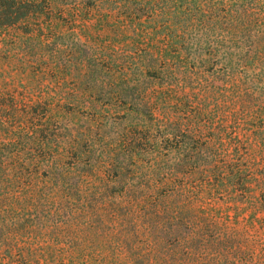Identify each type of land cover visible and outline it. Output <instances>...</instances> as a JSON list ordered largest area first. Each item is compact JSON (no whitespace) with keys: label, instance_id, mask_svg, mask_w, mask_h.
Instances as JSON below:
<instances>
[{"label":"rangeland","instance_id":"374dc122","mask_svg":"<svg viewBox=\"0 0 264 264\" xmlns=\"http://www.w3.org/2000/svg\"><path fill=\"white\" fill-rule=\"evenodd\" d=\"M146 1L67 0L62 11L46 12L52 22L51 30L42 24L48 45L24 40L14 48L12 37L6 46L0 43L12 57L0 54V220L24 221L43 240L71 239L83 255L78 264H155L154 257L174 250L176 241L158 232L155 247L148 200L167 201L179 191L191 214L182 235L204 216L231 239L227 250L238 264H264V143L250 137L254 131L264 135V113H251L244 123L239 104L229 101L226 111L238 114L229 116L222 137L241 140L240 180L233 184L225 151L211 142L208 129L219 130L211 118L198 121L202 134L187 146L199 157L213 153L216 173L186 165L183 134L173 139L168 131L171 122L184 124L189 115L174 97L187 94L193 112L205 101L211 115L214 93H229L233 82L259 90L264 112V75H251L244 66L238 67L243 75H217L224 67L208 60L203 39L193 57L180 51L170 75L147 72L138 55L153 39L145 28L157 23L137 12ZM201 1L220 13L264 10V0ZM140 29L144 42L138 48ZM156 41L161 45L162 38ZM64 46L70 47L65 56H54ZM93 54L98 56L85 57ZM216 232L197 240L196 264H211L203 245Z\"/></svg>","mask_w":264,"mask_h":264},{"label":"trees","instance_id":"16d2710c","mask_svg":"<svg viewBox=\"0 0 264 264\" xmlns=\"http://www.w3.org/2000/svg\"><path fill=\"white\" fill-rule=\"evenodd\" d=\"M66 1L0 0V43L2 42L6 46L8 38L12 37L11 41L14 48L20 46L21 41L24 40H37L42 47L48 45L47 39L42 34L44 30L42 24L45 23L48 25L47 29L51 30L52 22L48 21L46 12L50 7L59 10V12L62 11ZM153 1L162 3L155 5L152 4ZM136 10L138 13L150 15V18L152 17L157 23L155 27L145 28V33H148L153 39L150 46L138 55L139 61L144 64L147 72L153 75H170L172 72L171 65L175 64L176 61L179 62L180 51H187L189 56L193 57L192 48L202 46L201 40L203 39L209 47L205 51L208 60L214 64L218 62L224 67L217 75H243L238 71L241 66L246 67V71L250 72L251 75H264V10L259 12L253 10L238 11L237 13L230 10L220 13L215 10L214 6L209 10L204 9L201 0H149L145 3H138ZM158 26H160V30L157 29ZM143 32L144 30L140 29L137 35L138 39ZM157 37L162 38L161 45H158ZM143 42L142 39L136 41L137 47L141 48ZM68 48L67 46L57 47L54 56H65ZM1 53L4 54L6 60L12 58L10 49L6 48L3 51L0 48ZM13 54L17 57L16 53ZM96 56L98 55L93 54V57L85 55L86 58L94 59ZM66 63H70V61L67 60ZM21 65L23 66V63ZM229 79L233 82L234 77L229 78L228 76L227 80ZM232 85V90L229 93H214L216 97L213 99V104L216 113L211 115L206 114L205 101L199 100L200 103L196 104L201 105V108L193 112L194 103L187 94L174 97L172 100L175 101L176 105L184 109L185 112H189V115L186 116L187 119L184 124L178 121H176L179 123L178 125L171 122L168 131L173 139L183 134L181 137L183 136L185 139L183 140L184 146L188 147L184 156L186 165L192 162L195 168L203 169L206 167L216 173L220 167H217L216 164L210 165L209 161V155L213 153L199 157L197 154H193L187 146L192 137L202 134L198 121L202 117L204 120L209 118V121L211 118L212 125H219L218 131H215L214 127L208 129L211 142L217 141L218 145L225 151V156L230 162L227 165L231 169L230 177H228L229 183L233 184L240 180L238 172L240 169H238L236 162L241 140L238 137L229 136L226 140L222 137L223 133H228L229 116L238 114V110L229 114L230 109L228 107L230 103L239 104L244 114L241 116L244 123L252 116L251 113L261 116L264 112L258 106L259 90H252L247 83L243 89L237 82H233ZM216 116L218 119H215ZM180 124L184 126L181 128ZM209 125L211 126V124ZM250 137L255 143L258 141L264 143V135L260 131H254ZM208 149L205 147L204 151L208 152ZM182 197V193L176 191V197H170L167 201L165 198L148 200L149 218L152 222L150 228L153 230L151 239L155 240L154 235L163 232L176 241L174 250H167L169 252L162 254L160 260L155 258L156 256L154 257L155 264H196L198 253L201 251L197 240L205 238L206 234L213 230L217 231L215 238L212 241H207V244L203 245H206L204 248L202 246L203 249L211 252H208L207 260L211 264H238L240 258L232 259L233 254L227 250L231 244V239L229 237L222 238L219 226L208 221L206 217L201 216L199 221L195 222V227L182 235L183 230L187 229L184 225L188 226V219H191L190 212L184 208ZM143 202L146 200L143 199ZM50 243H55L56 246L65 245V247L58 250ZM156 244L157 241L155 240V247ZM222 245L226 250L222 249ZM77 248L78 246H75L71 239L43 240L31 235L24 221L6 222L0 220V264H78V260L82 259L83 255L76 250Z\"/></svg>","mask_w":264,"mask_h":264}]
</instances>
